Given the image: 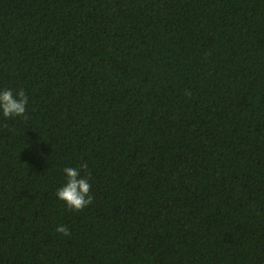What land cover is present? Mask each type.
<instances>
[{
    "label": "trees",
    "instance_id": "trees-1",
    "mask_svg": "<svg viewBox=\"0 0 264 264\" xmlns=\"http://www.w3.org/2000/svg\"><path fill=\"white\" fill-rule=\"evenodd\" d=\"M21 88L0 264H264V0H0V91Z\"/></svg>",
    "mask_w": 264,
    "mask_h": 264
},
{
    "label": "clouds",
    "instance_id": "clouds-1",
    "mask_svg": "<svg viewBox=\"0 0 264 264\" xmlns=\"http://www.w3.org/2000/svg\"><path fill=\"white\" fill-rule=\"evenodd\" d=\"M28 102V96L23 88L15 92L12 89L0 91V113L5 119L16 117L27 119L26 106ZM87 167V162H84L79 168L65 167L63 169L66 183L57 189L56 196L70 210L82 211L93 202L89 178L81 176V170H87ZM56 232L63 237L71 235L70 229L65 225H59Z\"/></svg>",
    "mask_w": 264,
    "mask_h": 264
}]
</instances>
